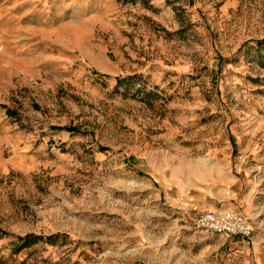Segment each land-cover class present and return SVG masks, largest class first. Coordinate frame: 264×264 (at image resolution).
<instances>
[{
    "label": "rangeland",
    "instance_id": "1",
    "mask_svg": "<svg viewBox=\"0 0 264 264\" xmlns=\"http://www.w3.org/2000/svg\"><path fill=\"white\" fill-rule=\"evenodd\" d=\"M1 6L20 25L43 22L29 45L44 42L49 66L6 68L14 35L0 46L6 264H264V0ZM51 21L67 28L53 35ZM56 38L73 63L55 61ZM232 178L246 244L197 230L200 213L174 202Z\"/></svg>",
    "mask_w": 264,
    "mask_h": 264
},
{
    "label": "crops",
    "instance_id": "2",
    "mask_svg": "<svg viewBox=\"0 0 264 264\" xmlns=\"http://www.w3.org/2000/svg\"><path fill=\"white\" fill-rule=\"evenodd\" d=\"M65 8L69 9L71 14H74V7L72 5L66 6ZM5 10L9 12V15L7 14L9 19L6 22L0 21V46L3 47V51H8V49L5 48L7 46L4 39L7 40V37L14 35V39L8 41V45L12 46V50L10 49V51L14 52L12 55L8 56L11 58V62H7L8 64L4 66L6 68L13 67V70L23 69V71L32 72H38L40 69H44L43 66H45L46 69L49 70V66H47L45 62H42L44 61L42 60L43 53L39 52L40 47L44 42L40 40V42L33 44L34 49H31L32 45H29L30 42L38 40L33 34L38 33V30L41 31L43 29V22H41V20L33 22V24L35 23V25L38 26L33 25L32 27H35V29L31 30L32 27L29 26V22L26 24L22 23V25H20L21 21L17 20V18L13 15L14 12H18L17 8L15 10L5 8ZM5 10H3V6L0 7V16ZM71 17L73 18V16ZM60 23L61 21L58 23L52 21L50 22V28L51 30H54L53 35H56L57 32L60 31L59 28H67L66 21L63 23L65 26H62V24L60 25ZM29 27L31 28L29 29ZM46 33L52 34L51 32ZM46 44L48 43L46 42ZM52 45L53 47L49 49H51L52 52H58V56L55 61L60 63H63L68 59L72 61L74 52L73 50L67 48L63 41H58L57 39V41L55 40ZM73 62L74 61L71 63ZM16 65L19 66L16 67ZM216 184L217 183L211 185L202 184L198 186L192 184L191 186H187L179 195H174V202H176V205L183 210V214H191V210L198 211V214L201 212H218L223 210H234L238 212L244 210V207L241 206V202H246V200L244 199V196L243 198H240V195L238 194V187L240 184L238 179L232 178L230 183L226 185L227 189L229 187L230 192L227 189L221 190V188L216 186ZM231 238L238 239L244 244L247 243V239H243L241 237Z\"/></svg>",
    "mask_w": 264,
    "mask_h": 264
},
{
    "label": "built area",
    "instance_id": "3",
    "mask_svg": "<svg viewBox=\"0 0 264 264\" xmlns=\"http://www.w3.org/2000/svg\"><path fill=\"white\" fill-rule=\"evenodd\" d=\"M195 228L207 234L221 235L225 238L250 239L253 235L251 220L233 210L201 212L196 218Z\"/></svg>",
    "mask_w": 264,
    "mask_h": 264
},
{
    "label": "trees",
    "instance_id": "4",
    "mask_svg": "<svg viewBox=\"0 0 264 264\" xmlns=\"http://www.w3.org/2000/svg\"><path fill=\"white\" fill-rule=\"evenodd\" d=\"M263 42L264 41H261L260 44ZM119 84L122 85V82H120ZM28 238H29V236L27 238H23V239H28ZM0 264H6V263L0 258Z\"/></svg>",
    "mask_w": 264,
    "mask_h": 264
}]
</instances>
